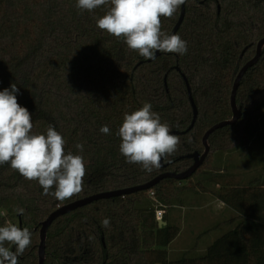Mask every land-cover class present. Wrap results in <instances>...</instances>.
<instances>
[{
  "label": "trees",
  "instance_id": "1",
  "mask_svg": "<svg viewBox=\"0 0 264 264\" xmlns=\"http://www.w3.org/2000/svg\"><path fill=\"white\" fill-rule=\"evenodd\" d=\"M76 3L0 0V91L15 83L18 103L31 114L33 133L46 135L49 124L54 125L66 141L65 153L81 155L86 168L83 190L59 201L43 195L38 181L24 179L8 164L0 166V226L18 221L32 233L19 264H39L40 223L59 206L189 168L194 159L185 156L204 152L206 131L232 118L235 79L264 37V0H187L176 33L187 41V53L161 52L148 61L123 38L96 26L109 6L89 12ZM181 10L182 5L172 18L161 17L162 31L170 34ZM182 73L199 109L189 131L194 113ZM145 102L171 131L184 132L177 135L180 143L170 162L151 173L126 162L116 135L123 114ZM237 104L242 116L210 135V152L191 177L166 178L150 189L99 199L57 218L48 231L45 264H264V178L244 184L241 174L219 172L217 165L226 152L249 145L251 132L259 130L264 50L241 80ZM104 125L109 134L99 131ZM77 143L83 144L82 152ZM188 191L212 193L237 212L215 228L237 225L205 252L186 251L171 259L169 246L181 228L169 221L167 210ZM158 208L165 210L166 225L156 218ZM105 218L110 227L102 226ZM6 246L15 251L14 245Z\"/></svg>",
  "mask_w": 264,
  "mask_h": 264
},
{
  "label": "clouds",
  "instance_id": "2",
  "mask_svg": "<svg viewBox=\"0 0 264 264\" xmlns=\"http://www.w3.org/2000/svg\"><path fill=\"white\" fill-rule=\"evenodd\" d=\"M186 0H77L76 7L89 12L100 6H109L97 19L96 26L109 35L123 38L127 47L144 59H155L156 52L185 55L187 41L179 34L162 31L161 17L172 18ZM19 88L15 83L0 91V166L8 164L28 181H38L43 195L64 201L83 190L86 174L81 155L65 153L66 141L49 124L45 134L33 133V121L26 107L17 101ZM99 131L109 134L107 125ZM116 135L120 138L119 151L129 164H138L151 173L170 162L180 143V137L171 134L170 126L161 121L150 102L131 113L123 114ZM76 149L83 151V144ZM54 189V191H53ZM22 215L23 208L14 209ZM110 227L108 218L101 221ZM32 233L28 228L6 222L0 226V264H19L31 246ZM8 245H14L12 251Z\"/></svg>",
  "mask_w": 264,
  "mask_h": 264
},
{
  "label": "crops",
  "instance_id": "3",
  "mask_svg": "<svg viewBox=\"0 0 264 264\" xmlns=\"http://www.w3.org/2000/svg\"><path fill=\"white\" fill-rule=\"evenodd\" d=\"M259 127H260L259 130L255 132L254 137H252L251 142L248 145V149L250 148L249 152L253 150V155H252L253 157H251V160H248L247 156L250 154L249 152H247L248 154H245L242 159H234V161H232L231 159L229 160L228 158L230 157V155L225 154L224 156H222V159L219 161L220 162L219 164L222 165L223 163L224 165V167H222L223 168L222 172L227 166L228 171L242 175L244 184H248L251 181L259 178H264V159L262 160L260 159L261 161L257 159L258 156L264 155V125L260 124ZM259 137L263 140L258 141ZM226 161L230 165L228 164L225 165ZM252 161L254 162L253 164ZM187 193L188 195L186 196ZM184 195L186 196V198H184ZM169 208L172 209V211L174 212L172 213V216H170L171 211L170 209L167 210V216L169 221L170 222L173 221L172 223H175L180 226L182 220L189 219V223H190L189 226H192L189 228L190 231H192V229L195 228L197 225L198 226L202 225L204 221H207L208 219L214 217L217 219L221 218L219 222H215L213 225H211V228L205 229L202 232L200 230L196 231V233L194 234V239L192 241V244L189 247L182 249L179 246L173 247L170 245L169 255H172V249L176 248L174 250L177 251V253L175 254L176 257L171 259H175L178 256H180L182 253L189 250H191L194 253L205 252L208 246L211 245L216 240V239L205 240V237H207L208 233L211 234L213 231L221 227H227L224 231H222L223 233L227 229L230 230L237 225L236 222H229L227 224L215 228L217 225L222 224L224 221L234 219L238 214L234 209L229 207L224 201L220 200L214 194L209 192L188 191L183 194L181 201L174 203ZM180 228H181V232L178 237H180L184 227L181 225ZM207 230H209V232L204 233ZM203 233L204 235L200 237V235ZM222 233L219 232L220 236ZM191 234L193 236V233ZM177 238L175 239L176 241L174 240L175 243L178 242L179 238L178 239Z\"/></svg>",
  "mask_w": 264,
  "mask_h": 264
},
{
  "label": "water",
  "instance_id": "4",
  "mask_svg": "<svg viewBox=\"0 0 264 264\" xmlns=\"http://www.w3.org/2000/svg\"><path fill=\"white\" fill-rule=\"evenodd\" d=\"M186 3H187V0H186ZM186 3L182 5L180 17H179L176 25L174 26V28L170 32V34H176L177 31L179 30L180 26L182 25L184 18H185V15H186V9H187ZM263 50H264V37L261 38L256 44V54L242 66V68L240 69V71H239V73L235 79L233 91H232V96H231V105H232V110H233L232 118L227 119V120H223V121L215 124L214 126H212L211 128H209L206 131L205 135L203 136V143L205 145L204 152L200 153L199 151H196L194 153H190V154H187L185 156V157H189V158L194 159V163L189 168H187L186 170L181 171V172L166 171V172L159 174L158 176H156L155 178H153L152 180H150L149 182L144 183V184H140V185L124 188V189L99 192V193H96V194H93V195H90V196H87V197H84V198L75 200L73 202L59 206L57 209H55L53 212H51L40 223L39 264H45L48 231H49V228L52 225V223L57 218H59L60 216L68 214V213H70V212H72V211H74L80 207H83V206L90 204V203H92L96 200H99V199L123 196L126 194L136 193L139 191L150 189L166 178L185 180V179L191 177L201 167V165L204 163V161L206 160V158L210 152V143H209L210 135L213 132H215L217 129L223 128L227 125L237 123V121L242 116V108L240 106H238V104H237V91H238V88L240 86L241 80L244 77V75L246 74V72L249 70V68L253 67L260 60V58L263 54ZM160 54H161V52H156L155 58L158 57ZM148 61H152V59H148ZM177 69L181 70L180 67H177ZM182 75L185 79V82H186V85L188 88L189 99L191 101V104L193 107V113H194L191 125L188 127L187 130H185V131H189L194 127V125L196 123L198 113H199V109H198V106H197L196 101L194 99L188 78L184 73H182ZM166 86H168L167 82H166ZM180 133H184V132H180L179 130L171 131V134H174V135H178ZM182 157H184V156H182ZM162 166H165L164 162H162ZM166 224H167V222L164 220H162V222L160 223L161 226L166 225Z\"/></svg>",
  "mask_w": 264,
  "mask_h": 264
},
{
  "label": "rangeland",
  "instance_id": "5",
  "mask_svg": "<svg viewBox=\"0 0 264 264\" xmlns=\"http://www.w3.org/2000/svg\"><path fill=\"white\" fill-rule=\"evenodd\" d=\"M260 124H262V125H264V117H262L260 120H259V126H260ZM260 128V127H259ZM257 132V131H256ZM251 134H253V136L252 137H254V135H255V132L254 133H252L251 132ZM261 140H263V139H261L260 137L258 138V141H261ZM261 143V142H260ZM259 143V144H260ZM250 144V143H249ZM254 144V143H253ZM249 150H250V148L248 149V145L247 146H243V147H241V148H238V149H235V150H232V151H230V152H226L225 154H228V155H230V157H228L229 158V160L231 159L232 161H234V159H242L243 158V156L245 155V154H248L247 152H249ZM224 154V155H225ZM249 154L250 155H248L247 156V158H248V160H251V157H253L252 155H253V150L251 151V152H249ZM223 155V156H224ZM256 156V155H255ZM257 159H259V161H261L262 159H264V155L263 156H258L257 157ZM261 159V160H260ZM228 160V161H229ZM220 163V162H219ZM218 162H217V165L218 166H220V168H221V170L219 171V172H222V167H224V165H223V163H222V165L221 164H219ZM254 162L252 161V164H253ZM226 164H228L227 163V161L225 162V165ZM214 165H216V163L214 164ZM228 165H230V164H228ZM232 165V164H231ZM207 170V169H206ZM256 171V170H255ZM224 173L225 172H227V173H229L230 171H228V167L226 166V168L224 169V171H223ZM230 173H234V172H230ZM235 174H238V173H235ZM197 180V179H196ZM191 194H192V192H191ZM188 195V193L186 194V196ZM186 196L184 195V198H186ZM197 203H199V202H197ZM170 209V208H169ZM170 211H171V213H170V216H172V213H174L173 211H172V209H170ZM180 211V210H179ZM5 213V212H4ZM220 219L221 218H211V219H208L207 221H204V223L202 224V225H200V226H196L195 228H193L192 229V231H190V227H192V226H189L190 225V223H189V219L187 220H182V222L180 223V226L182 225L184 228H183V231H182V233H181V235H180V237H178L177 239H178V242L177 243H175V241L172 243V244H170L171 246H173V247H175V246H179L180 248H182V249H184V248H187V247H189L191 244H192V241H193V239H194V234L196 233V231H198V230H200L201 232L203 231V230H205V229H208V228H211V225H213L215 222H219L220 221ZM173 222V221H172ZM11 223H14V224H16L18 227H19V222L18 221H16V222H11ZM179 224V223H178ZM227 227H221V228H219V229H217V230H215V231H213L211 234L210 233H208L209 232V230H207L206 232H204V233H208L207 234V237H205V240H215V239H217L219 236H220V234H219V232L220 233H222V231H224L225 229H226ZM228 231V229L225 231V232H223V233H226ZM191 233H193V236H192V234ZM204 233L203 234H201L200 235V237L201 236H203L204 235ZM222 233V234H223ZM221 234V235H222ZM170 248V247H169ZM174 249H176V248H174ZM174 249H172V255H169V256H171L170 258H174V257H176L175 256V254L177 253V251H175ZM191 253H193V254H196V252L194 253V252H192L191 250H189ZM199 252H201V251H199ZM178 257H180V256H178ZM177 257V258H178Z\"/></svg>",
  "mask_w": 264,
  "mask_h": 264
},
{
  "label": "built area",
  "instance_id": "6",
  "mask_svg": "<svg viewBox=\"0 0 264 264\" xmlns=\"http://www.w3.org/2000/svg\"><path fill=\"white\" fill-rule=\"evenodd\" d=\"M152 194H154V191H152ZM164 215H165V210L164 209L158 208L156 210V218H157L159 223H161L162 220H164Z\"/></svg>",
  "mask_w": 264,
  "mask_h": 264
}]
</instances>
